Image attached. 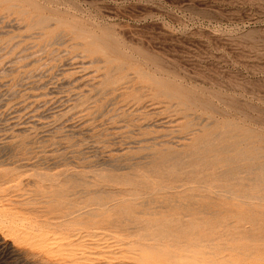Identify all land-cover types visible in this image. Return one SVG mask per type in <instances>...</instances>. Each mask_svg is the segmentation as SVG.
I'll return each mask as SVG.
<instances>
[{"label":"rangeland","instance_id":"1","mask_svg":"<svg viewBox=\"0 0 264 264\" xmlns=\"http://www.w3.org/2000/svg\"><path fill=\"white\" fill-rule=\"evenodd\" d=\"M144 263L264 264V0H0V264Z\"/></svg>","mask_w":264,"mask_h":264},{"label":"bare ground","instance_id":"2","mask_svg":"<svg viewBox=\"0 0 264 264\" xmlns=\"http://www.w3.org/2000/svg\"><path fill=\"white\" fill-rule=\"evenodd\" d=\"M31 118H33V117H31ZM88 208V207H87ZM87 208H85V209H87ZM103 209V208H102ZM96 210V209H95ZM80 211V210H79ZM88 211H90V210H88ZM92 211H94V210H92ZM97 212V211H96ZM93 213V212H92ZM94 214V213H93ZM93 214H89V215H91V217L93 216ZM70 215V214H69ZM79 216V215H78ZM22 218V217H21ZM66 222V221H65ZM64 222V223H65ZM62 224H63V222H62ZM64 225V224H63ZM71 225V224H70ZM62 226V225H61ZM27 227V226H26ZM45 227V226H44ZM65 228V227H64ZM98 230V229H97ZM9 235V234H8ZM21 235H23V234H21ZM74 237V236H73ZM92 236H90V238H91ZM117 237V236H116ZM124 237V236H123ZM36 238V237H35ZM106 238V237H105ZM92 239V238H91ZM94 239V238H93ZM104 240H106V239H104ZM15 241V240H14ZM29 241V240H28ZM33 241H34V239H33ZM53 241V240H52ZM23 242V241H22ZM97 242H99V241H97ZM74 244V243H73ZM54 245V244H53ZM124 246V245H123ZM128 246V245H127ZM126 246V247H127ZM70 247V246H69ZM119 247V246H118ZM149 249V248H148ZM64 251V250H63ZM132 251V250H131ZM134 252V251H133ZM150 252V251H149ZM188 252V251H187ZM129 253V252H128ZM136 253V252H135ZM151 253V252H150ZM14 254V253H13ZM103 254V253H102ZM157 254V253H156ZM50 255V254H49ZM100 255V254H99ZM115 255V254H114ZM119 255V254H118ZM133 256V255H132ZM136 256V255H135ZM156 256V255H155ZM173 257V256H172ZM173 258H175V257H173ZM128 259V258H127ZM126 259V260H127ZM135 259V258H134ZM143 259H146V258H144L143 257ZM149 259V258H148ZM131 260H133V258L131 259ZM85 261V260H84ZM143 261H145V260H143ZM137 262V261H136ZM141 262H142V260H141ZM146 262V261H145ZM72 263V262H71ZM145 264V263H144ZM156 264V263H155Z\"/></svg>","mask_w":264,"mask_h":264}]
</instances>
